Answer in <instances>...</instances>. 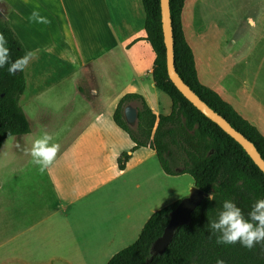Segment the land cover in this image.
I'll list each match as a JSON object with an SVG mask.
<instances>
[{"label":"crops","instance_id":"crops-1","mask_svg":"<svg viewBox=\"0 0 264 264\" xmlns=\"http://www.w3.org/2000/svg\"><path fill=\"white\" fill-rule=\"evenodd\" d=\"M189 1L184 3L181 23L201 84L204 64L194 53L185 21ZM19 4L22 7L23 0ZM52 8L65 24L63 37L69 51L61 52L54 38L50 46L43 44L37 34L32 50L35 54L24 72L35 62L36 73L44 74L47 84L33 87L26 74V90L19 104L29 120L30 133L3 141L0 153L5 148L9 150L5 151L4 162L13 150L24 156L25 144L34 141L26 112H32L30 108L35 106L38 115L50 114L53 99L47 93L52 87L68 83L72 88L70 95L79 99L81 105L78 109L66 106L68 99L62 97L68 93L59 91L60 102L55 106L60 112L59 120L48 124L49 120L42 119L40 134L47 132L62 147L47 169L23 172L28 170L25 157L20 165L10 157L4 165V184L0 182V264H52L58 257L78 253L82 248L112 258L126 242L137 240L139 229L135 234L131 232L134 220H138L141 211L143 214V200L155 198L156 184L178 177L163 172L162 177L151 162L157 160L154 151H132L133 142L113 122L116 105L127 94L143 97L156 117L170 112L162 108V113L154 107L158 101L151 75L155 55L144 41L141 0H52ZM75 18H82L81 28H77ZM38 69L51 73H38ZM207 86L264 136V101H260L254 86L249 84L242 90L243 101L238 105L217 84ZM125 153L129 158L121 170L118 159ZM21 165L22 169H18ZM164 190V184L158 186L160 194L164 195ZM155 212L145 213L143 222ZM80 260L77 258V263Z\"/></svg>","mask_w":264,"mask_h":264},{"label":"trees","instance_id":"trees-1","mask_svg":"<svg viewBox=\"0 0 264 264\" xmlns=\"http://www.w3.org/2000/svg\"><path fill=\"white\" fill-rule=\"evenodd\" d=\"M186 0H169L172 25L174 65L179 77L215 113L252 142L264 160V136L241 118L217 93L201 85L197 79L194 55L185 40L181 15ZM145 13L144 41L155 55L152 79L157 90L170 100V112L155 116L143 97L127 94L117 103L114 124L134 146L132 151L149 148L167 176L189 175L194 187L208 193L192 213L190 222L179 227L167 249L153 256L151 247L161 237L169 222V214L178 202L153 213L144 224L137 240L115 254L107 264H264V242L251 249L235 244H218L216 234L208 229V221L216 217L222 201L233 200L247 217L252 205L264 198V173L243 148L192 106L170 82L166 69V49L162 35L160 0H141ZM0 33L7 40L14 61L27 52L6 16L0 13ZM26 90L24 69L9 74L8 65L0 68V148L9 137L21 138L30 133L29 120L19 101ZM138 103L137 121L129 125L124 108ZM129 156L118 159L123 169Z\"/></svg>","mask_w":264,"mask_h":264},{"label":"rangeland","instance_id":"rangeland-1","mask_svg":"<svg viewBox=\"0 0 264 264\" xmlns=\"http://www.w3.org/2000/svg\"><path fill=\"white\" fill-rule=\"evenodd\" d=\"M19 3L20 0H0V13L6 16V20L10 27L27 51L34 50L38 41L37 34L39 41L43 44L50 46L54 38L57 46L61 47V52L69 51L68 41L63 37L64 31L62 29L65 27V24L58 18L53 10L52 0H23L24 5L22 7ZM36 5H39L37 10L40 16L47 18V23L29 22L28 17L33 9L36 8ZM75 20L77 22V28H81L82 24H80V22L82 23V18H75ZM185 21L189 26L188 35L192 42L194 53L197 59H201L204 64V72L201 73V84L205 86H207V84H217L237 102V105L239 102L243 101L240 96L242 90L247 89L250 84L254 86L255 92L257 91L260 95V101L263 102L264 0H190L185 8ZM250 21L253 23H250ZM78 35H80V33H78ZM49 66L50 65H45L46 68ZM36 67L38 66L34 62L31 67L26 69V74L30 81H32L33 87L41 88L46 86L47 83L43 80L44 74L38 76ZM37 71L38 73H40V71H46L48 74L51 73L50 70L47 71L46 69H38ZM26 74L24 72L25 78ZM33 78L35 79L33 80ZM35 80L38 83H36ZM59 91H66L68 93L65 97H62L64 100L68 99L66 100V102H68L66 106H71L72 109L77 107L78 109L79 105H81L79 99L75 100L76 97L70 95L72 88L68 83L52 87L47 93L49 99H53V102H51L53 111L50 110V114L38 115V113L34 112L35 106L30 108L32 112H26L30 119L33 133L35 135L37 134L33 136V140L42 135L40 134L42 119L49 120L47 122L48 124L52 121L59 120L58 117L60 112H58L55 107L59 105L60 102L58 98L60 97ZM156 94L158 96V101L154 104L155 109L162 111L161 109L165 108L167 109L166 113H168L170 111L169 98L158 90ZM130 105L133 108H139V104L136 102ZM244 106L245 102L240 107L243 108ZM65 108L71 110L69 107ZM29 142L30 141H27L25 144L26 149H30L31 147L32 142L28 144ZM5 151L6 148L0 153V182L2 184H4L3 167L10 161L8 160L9 157L12 161L16 162V165H20L21 158H26V170H28L23 172H36V170H38V167L32 163V157L27 152L24 156H20L19 154L16 155V151L13 150L10 154L8 153L9 156L7 154L6 162H4ZM59 151L60 150H58V152ZM6 152H9V150ZM151 162H153L154 168H156L163 177V171H161L162 169H160L161 167L157 160L154 159V161ZM18 169H22V165L19 166ZM18 172L20 171L18 170ZM162 184L165 185L164 195L158 192V186ZM192 187L193 181L189 175H180L174 179L166 178L165 183L162 181L160 184L157 183L155 198L150 200L146 197L143 200L140 206L143 210V214L141 211L138 220H134V229L131 232L135 234V231L137 232L139 229L138 234L140 233L146 222V220L143 222L144 217H146L145 213L150 210L158 211L168 206L174 199H179L178 201L182 200L189 195ZM132 240L126 242V244H124L125 246H122L123 248L118 250L117 253L134 243V238ZM87 250L86 248H82L78 249V253L80 254L74 253L68 256H60L58 257L59 260L52 264H105L111 259V257L103 258L95 255L93 251L87 252ZM26 256L32 257L27 253ZM77 258L81 259L78 263Z\"/></svg>","mask_w":264,"mask_h":264},{"label":"clouds","instance_id":"clouds-1","mask_svg":"<svg viewBox=\"0 0 264 264\" xmlns=\"http://www.w3.org/2000/svg\"><path fill=\"white\" fill-rule=\"evenodd\" d=\"M38 8L39 5H36L29 15V22L47 23V18L40 16ZM7 43L4 35L0 33V68L7 64L9 74H15L28 65L35 53L28 51L24 56L13 61ZM59 147L58 143L53 142L52 135L45 132L32 142L30 149L25 151L32 157V163L43 172L52 164ZM207 226L212 234H216L218 244L231 245L239 242L242 246L251 249L255 244L264 242V198L258 199L252 205L247 217L233 200L225 199L216 217L209 220ZM216 264H225V262L217 258Z\"/></svg>","mask_w":264,"mask_h":264},{"label":"water","instance_id":"water-1","mask_svg":"<svg viewBox=\"0 0 264 264\" xmlns=\"http://www.w3.org/2000/svg\"><path fill=\"white\" fill-rule=\"evenodd\" d=\"M160 13L163 41L166 49V69L170 82L182 94V96L195 107L206 118L215 123L230 138L237 142L250 157L254 164L264 173V160L254 144L246 139L241 133L236 131L224 118L215 113L207 106L185 82L179 77L174 65V46L172 25L170 17L169 0H160ZM124 119L129 125L137 121V112L135 108L128 105L123 111ZM209 194L196 187H192L187 197L180 200L169 214V222L164 229L163 234L152 245L151 252L153 256L161 255L170 244L175 231L190 222L194 210L205 200Z\"/></svg>","mask_w":264,"mask_h":264}]
</instances>
